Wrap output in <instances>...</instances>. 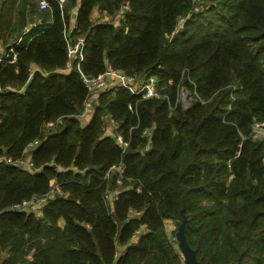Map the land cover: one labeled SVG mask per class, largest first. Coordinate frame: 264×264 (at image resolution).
<instances>
[{"label":"trees","instance_id":"obj_1","mask_svg":"<svg viewBox=\"0 0 264 264\" xmlns=\"http://www.w3.org/2000/svg\"><path fill=\"white\" fill-rule=\"evenodd\" d=\"M16 2L0 3V156L30 158L34 170L0 162V250L10 251L0 264H184L165 218L182 226L199 264H264V146L250 134L264 121V0H206L204 10L195 0H66L63 9L50 0L39 13L51 21L11 42ZM75 9L83 74L108 63L155 75L168 98L115 85L95 99L75 63L66 68ZM105 113L126 148L103 135ZM119 163L122 174L110 169ZM52 182L62 194L39 214L12 209Z\"/></svg>","mask_w":264,"mask_h":264},{"label":"built area","instance_id":"obj_2","mask_svg":"<svg viewBox=\"0 0 264 264\" xmlns=\"http://www.w3.org/2000/svg\"><path fill=\"white\" fill-rule=\"evenodd\" d=\"M49 1L50 0H38L39 8L40 9L48 8L49 7ZM54 1L58 4L59 8H61V9H63V7L66 4V0H54ZM127 9H128V3H125L124 6L119 10V14L123 15V12ZM75 14H76V12L73 15V26L72 27H65L63 30V35H64V38L67 42L68 60L66 62V68L67 69L70 68L73 65V63H75L76 68H77L78 72L80 73V77H81L82 81L86 85L89 93L92 94V96L95 97V99H97L96 93H98L96 88L102 86V89H105V88L115 86V85L121 86L122 88L128 90L131 94L140 95L142 98H160V97H164L165 99L168 98L167 94L162 93L159 90L158 80H157V77L155 75L138 76L136 74H127L123 70H121L120 68H116V67H114L108 63L106 64L104 71L95 75V76H87V75L83 74V72L80 70V63L84 58V54H83L84 41H85L84 36L76 35V36H74V38H71V32H72V29L74 27ZM185 18L186 17H179L177 24L183 23L185 21ZM113 23L116 25L115 21ZM175 30H176V28H175ZM174 31L171 34H173ZM13 60L14 59H12L10 61H13ZM33 70H34V67L32 66L30 68V71H29L30 75L32 74ZM181 91L183 92L184 90L181 89L179 91L178 98L182 100ZM233 101H234V96L231 93V101L227 105L228 108L231 107ZM90 107L93 108L92 102L89 99L85 100V102L83 103L82 113L84 111H89ZM107 116L110 119V125L111 126H110V129L108 132H105L104 127H103V135L104 136H110V137L114 138V140L122 148H126L128 146V142L126 140H124L123 137L121 136V134L116 130V128H117L116 120H114L110 114H108ZM46 125L50 126V125H54V123L52 121H49L45 124V127H46ZM144 134H148L147 129L144 130ZM250 134L252 137H254V138H256L259 141L264 143V121L254 120L252 123ZM37 143H38V139L32 141L31 143L28 144L29 145V146H27L28 149L34 148V146H36ZM0 162L12 163V164H15L17 166H22V167H24L30 171L34 170V165H33L32 160L30 158H27V157L13 160L10 157L0 156ZM263 163H264V157H263ZM60 168L63 169L61 166H60ZM110 169H114L117 172H119V174H122L123 164L119 163L118 165H113V166H111ZM109 170L106 172L105 176L108 175ZM117 183H120V179H117ZM117 193H118V191H116V190L109 191L105 194V199L109 203H111L116 198ZM61 194H62V191L60 190L59 186L57 184H55L54 182H52V186L46 195H43V196L33 195L29 199H25V200L21 201V203L13 205L12 209H15V210H23V209L31 210L32 212H36V214H39L41 212V210L34 211L33 210V209H35V208H33L34 205L36 206V204H41L40 207L42 208V205L44 203H46L48 199L56 197V196H60ZM132 214L136 215V214H138V212H133ZM136 234L133 236V240L137 238ZM9 254H10V251L8 249L3 250V251L0 250V258L1 259H5L6 257L9 256Z\"/></svg>","mask_w":264,"mask_h":264},{"label":"rangeland","instance_id":"obj_3","mask_svg":"<svg viewBox=\"0 0 264 264\" xmlns=\"http://www.w3.org/2000/svg\"><path fill=\"white\" fill-rule=\"evenodd\" d=\"M195 2H197L198 4H197V6H198V10H202L204 7H206V5H205V2H206V0H195ZM201 2V3H200ZM29 3H32V1L30 0L29 1ZM210 4V3H209ZM37 10V9H36ZM46 10V9H45ZM197 10V11H198ZM204 10V9H203ZM42 11H44V10H42ZM75 13V12H74ZM74 13H72L73 15H74ZM92 15H93V18H95V20H103L104 19V17L106 18V14L103 12V13H101V12H99L98 11V9H94L93 10V13H92ZM122 19H123V15L122 14H119V11H117L116 12V14L113 16V17H111V19H110V21H112V22H116V25H118L121 21H122ZM49 21H51V19H49L48 21H44V24L46 25V24H48L49 23ZM181 25H183V23H180V24H177V26H176V30H175V33L181 28ZM23 38L24 39H26V34H24V36H23ZM71 38H74V36H72L71 35ZM138 76H142V75H138ZM96 90H97V92L99 93L100 91H102L103 89H102V86L101 87H98V88H96ZM99 90V91H98ZM188 94V92L187 91H181V98H182V101H183V103L186 105V104H189V102H190V97L187 95ZM96 95H98L97 93H96ZM82 111H83V109L80 111V113L78 114V116H79V118L81 119V121H82V123L83 124H86V123H88V121L90 120V118H91V116H92V111H93V108H91L90 107V109H89V111H84L83 113H82ZM108 114H104L103 116H102V121H103V126L102 127H104V131L105 132H108L109 131V129H110V119H109V117L107 116ZM46 129H50V128H53V125H50V126H47L46 125V127H45ZM253 139L254 140H257V141H259L258 139H256V138H254L253 137ZM262 144H263V146H264V143L262 142ZM121 188H117V189H115L116 191H118V190H120ZM41 205V204H40ZM35 214H36V212H34ZM164 226H165V231H166V233H167V235H168V238H169V241L171 242V243H173V244H175L176 245V247H178L179 248V243H180V240L176 237V231L178 230V229H182V226L179 224V225H177L176 223H175V221L174 220H172L171 218H165L164 220ZM62 224V223H61ZM183 230V229H182ZM135 240V239H134ZM179 254H180V256L182 257V259H183V262H184V257H183V255H182V253L180 252V250H179ZM184 264H185V262H184Z\"/></svg>","mask_w":264,"mask_h":264},{"label":"crops","instance_id":"obj_4","mask_svg":"<svg viewBox=\"0 0 264 264\" xmlns=\"http://www.w3.org/2000/svg\"><path fill=\"white\" fill-rule=\"evenodd\" d=\"M30 0H17L16 6L13 11V24L12 29H14L13 34L11 36V42H17L20 40H24L23 36L26 34V38H29L37 25L44 23V21H48L50 19H42L40 16V11L44 9H40L38 6V0H31L32 3H29ZM34 9V10H33ZM37 9V10H36ZM76 12V9L74 10ZM50 22V21H49ZM41 205H34V211L41 210ZM63 221L59 220V225L61 226Z\"/></svg>","mask_w":264,"mask_h":264},{"label":"water","instance_id":"obj_5","mask_svg":"<svg viewBox=\"0 0 264 264\" xmlns=\"http://www.w3.org/2000/svg\"><path fill=\"white\" fill-rule=\"evenodd\" d=\"M1 1L2 0H0V3ZM176 237L180 240L179 249L184 257L185 264H199V262L196 259L195 250L188 244L185 233L183 232L182 229H178L176 231ZM231 264H237V263H231Z\"/></svg>","mask_w":264,"mask_h":264}]
</instances>
